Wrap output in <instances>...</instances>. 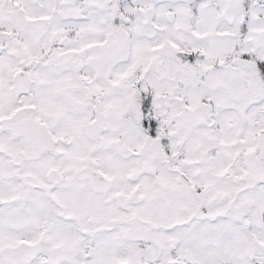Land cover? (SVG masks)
I'll return each instance as SVG.
<instances>
[{
	"label": "snow or ice",
	"instance_id": "obj_1",
	"mask_svg": "<svg viewBox=\"0 0 264 264\" xmlns=\"http://www.w3.org/2000/svg\"><path fill=\"white\" fill-rule=\"evenodd\" d=\"M0 264H264V0H0Z\"/></svg>",
	"mask_w": 264,
	"mask_h": 264
}]
</instances>
